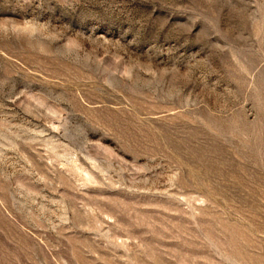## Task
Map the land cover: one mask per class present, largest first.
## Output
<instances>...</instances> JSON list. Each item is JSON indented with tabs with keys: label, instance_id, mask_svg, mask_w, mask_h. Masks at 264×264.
<instances>
[{
	"label": "rangeland",
	"instance_id": "374dc122",
	"mask_svg": "<svg viewBox=\"0 0 264 264\" xmlns=\"http://www.w3.org/2000/svg\"><path fill=\"white\" fill-rule=\"evenodd\" d=\"M0 264H264V0H0Z\"/></svg>",
	"mask_w": 264,
	"mask_h": 264
}]
</instances>
